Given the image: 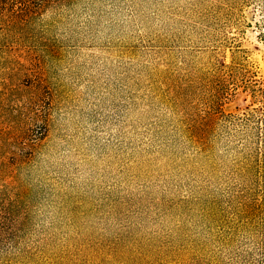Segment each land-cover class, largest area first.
Listing matches in <instances>:
<instances>
[{
    "label": "rangeland",
    "instance_id": "obj_1",
    "mask_svg": "<svg viewBox=\"0 0 264 264\" xmlns=\"http://www.w3.org/2000/svg\"><path fill=\"white\" fill-rule=\"evenodd\" d=\"M0 264H264V0H0Z\"/></svg>",
    "mask_w": 264,
    "mask_h": 264
}]
</instances>
